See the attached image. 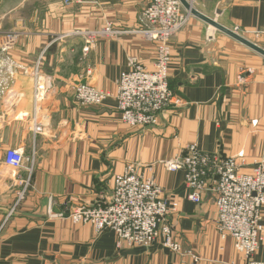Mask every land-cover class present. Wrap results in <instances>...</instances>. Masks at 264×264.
I'll return each instance as SVG.
<instances>
[{
    "label": "crops",
    "instance_id": "0c3cea01",
    "mask_svg": "<svg viewBox=\"0 0 264 264\" xmlns=\"http://www.w3.org/2000/svg\"><path fill=\"white\" fill-rule=\"evenodd\" d=\"M147 5L0 0V264H250L217 231L213 195L201 204L189 201L185 173L169 171L165 163L190 144L207 153H242L249 166L264 155L262 59L193 16L172 40L169 84L182 106L164 111L158 125L123 123L113 99L89 107L74 101L81 82L115 91L133 59L154 70L156 47L140 34ZM196 8L231 30L264 31V0H199ZM108 25L115 34L96 38L85 54L89 35ZM8 36L13 45L4 51ZM37 67L50 87L38 109ZM35 123L43 133H34ZM9 149L35 159L17 206L29 172L5 164ZM130 165L178 201L169 224L197 261L161 244L118 249L113 232L99 234L68 218L82 204L109 200L114 177ZM252 264H264V243Z\"/></svg>",
    "mask_w": 264,
    "mask_h": 264
},
{
    "label": "built area",
    "instance_id": "2783aa9c",
    "mask_svg": "<svg viewBox=\"0 0 264 264\" xmlns=\"http://www.w3.org/2000/svg\"><path fill=\"white\" fill-rule=\"evenodd\" d=\"M86 0H64L66 6L81 4ZM191 6L199 0H186ZM191 15L179 0H148L141 15L140 34L156 47L154 70L148 71L133 59L129 70L122 74L115 91H103L92 84L81 82L74 88V101L80 107L100 106L113 99L123 123L130 127H154L161 114L170 108L181 107L169 84L172 61V40L187 24ZM237 34L248 38H261L264 31L247 32L239 27ZM115 32L111 25L92 33L83 48L90 51L96 38L109 37ZM14 37H6L4 51L13 45ZM88 75L91 73L88 72ZM35 80V106L38 107L49 94V85L37 67L32 72ZM34 133H43L35 123ZM5 164L15 171L27 170L29 178L19 194L22 200L30 187L34 158L21 150L9 149ZM169 171L185 173V190L189 201L201 204L211 193L217 207L216 227L222 239L231 238L237 252L252 264L253 257L264 243V155L251 166L242 153L225 156L220 152L207 153L196 144L186 147L180 157L165 163ZM28 167V168H27ZM248 168V171L244 169ZM179 211V203L169 199L164 189L154 179H146L134 165L114 177V189L109 200L82 204L68 218L74 224L92 225L99 234L113 232L118 249L123 247H152L161 244L177 255H192L184 248L169 224V216ZM63 216V215H61ZM195 260L198 259L193 256Z\"/></svg>",
    "mask_w": 264,
    "mask_h": 264
},
{
    "label": "water",
    "instance_id": "95a60500",
    "mask_svg": "<svg viewBox=\"0 0 264 264\" xmlns=\"http://www.w3.org/2000/svg\"><path fill=\"white\" fill-rule=\"evenodd\" d=\"M183 7L190 12V14L201 21L205 22L209 26L215 28V30L220 31L221 33L229 36L233 40L239 42L240 44L246 46L247 48L253 50L254 52L258 53L259 55L264 57V48L260 47L256 43L252 42L251 40L237 34L233 30L225 27L221 23H219L217 20L208 17L207 15L201 13L198 9L191 6L186 0H180Z\"/></svg>",
    "mask_w": 264,
    "mask_h": 264
},
{
    "label": "rangeland",
    "instance_id": "374dc122",
    "mask_svg": "<svg viewBox=\"0 0 264 264\" xmlns=\"http://www.w3.org/2000/svg\"><path fill=\"white\" fill-rule=\"evenodd\" d=\"M180 1V0H179ZM193 6V5H192ZM194 8H196V4L193 6ZM185 9V8H184ZM197 9V8H196ZM186 10V9H185ZM187 11V10H186ZM188 12V11H187ZM190 13V12H189ZM191 15V14H190ZM191 17H193L192 15H191ZM190 20V19H189ZM216 20V19H215ZM189 22V21H188ZM233 30V29H232ZM225 35V34H224ZM225 37L226 38H228L229 36H227V35H225ZM229 39V38H228ZM232 39V38H231ZM247 39H249V40H251L252 42H254V43H256L257 45H259L260 47H262V48H264V36H262L261 38H256V37H253V36H248V38ZM237 42V41H236ZM238 43V45H242V44H239V42H237ZM244 47H246V46H244ZM250 51V53H252V55H255V57H257V58H259V59H262V61H264V57L263 56H261V55H259L258 53H256V52H254L253 50H249ZM0 97H1V95H0ZM15 171V170H14ZM21 193V192H20ZM19 193V194H20ZM25 196H26V194H25ZM25 196H24V198H25ZM24 198H23V200H24ZM20 199V197H17V204L15 205V206H17L18 205V203H20L21 202V200H19ZM15 209V208H14Z\"/></svg>",
    "mask_w": 264,
    "mask_h": 264
},
{
    "label": "bare ground",
    "instance_id": "6f19581e",
    "mask_svg": "<svg viewBox=\"0 0 264 264\" xmlns=\"http://www.w3.org/2000/svg\"><path fill=\"white\" fill-rule=\"evenodd\" d=\"M211 27V26H210ZM212 30H215V28L211 27Z\"/></svg>",
    "mask_w": 264,
    "mask_h": 264
}]
</instances>
